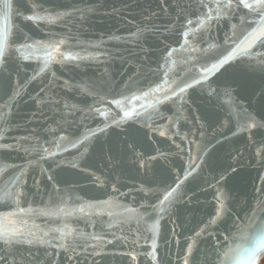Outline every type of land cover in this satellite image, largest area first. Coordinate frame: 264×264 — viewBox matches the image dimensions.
Instances as JSON below:
<instances>
[{
    "label": "water",
    "instance_id": "obj_1",
    "mask_svg": "<svg viewBox=\"0 0 264 264\" xmlns=\"http://www.w3.org/2000/svg\"><path fill=\"white\" fill-rule=\"evenodd\" d=\"M203 4L11 0L10 45L64 43L43 72L31 50L24 60L9 48L0 64V228L20 233L0 241V264H254L264 255V46L202 79L248 30L242 6L198 28L209 9L216 15L214 0ZM114 100L136 114L123 118Z\"/></svg>",
    "mask_w": 264,
    "mask_h": 264
},
{
    "label": "snow or ice",
    "instance_id": "obj_2",
    "mask_svg": "<svg viewBox=\"0 0 264 264\" xmlns=\"http://www.w3.org/2000/svg\"><path fill=\"white\" fill-rule=\"evenodd\" d=\"M201 3L203 7L207 8V4H203V0H201ZM214 3L216 5L215 17L212 15V9H209L208 13L205 16H202L198 18V28L203 27L207 22L212 21L213 19H219L222 15L223 16H229L235 15L236 12L240 9L242 6L243 9H247L248 13L245 16L240 17V23L242 25L247 24L248 30L245 32L243 39L236 43L234 47H232L231 51L227 53V55L222 56L220 59H218L216 62L212 63L208 67H203L201 69V78L207 79L208 75L212 72L218 71L220 68H222L225 64L233 60L236 56H250L252 53V50L254 47L258 44L261 46H264V0H214ZM5 11L4 16L2 20H0V64L5 63L7 59L11 58V54L8 53V49L12 48L13 52H19L24 60H28L30 56L28 54H25L26 50H31V54L35 56L36 58L43 57V67L40 68V71L43 72L45 68L48 67L49 63L55 59V53L60 52L59 44H63L64 41L61 40L59 44H50V43H42V42H34V43H25L22 45L14 46L9 44V36L11 34L12 25L9 19V12L11 11V0H7L5 3ZM230 10V11H229ZM258 17V19H249L248 17ZM25 20H44L48 19L50 22H54L57 17H44L39 15H29L24 17ZM189 24L192 23L191 20L188 21ZM252 24H255V27H251ZM237 25L233 24L232 28L235 29ZM184 36L188 35V32L186 31ZM225 43L228 44L229 40L226 37ZM211 47H216V45H212ZM60 55L65 56L64 53H60ZM171 55V53H169ZM65 58H68L65 56ZM72 59H77L78 57H71ZM262 64H264V61H261ZM163 83L167 84V80H165ZM194 84H199L200 80H194ZM160 85H156L154 89H150V91H159ZM192 87V84H185L184 87L178 88L179 93H184L187 88ZM177 91H173L172 95L175 96L177 94ZM142 95L147 96L149 95V92L142 93ZM140 97L133 96L132 99H139ZM171 99L170 96L165 95L163 97L162 101H157V103H163V101H167ZM113 103H115L118 107H120L123 110V118H131L133 117L135 113V107L125 109L121 100H114ZM151 106V105H149ZM143 107V106H142ZM99 111V110H97ZM101 115H106V113L101 112ZM248 128H254L256 127V122L253 119L252 122H250L248 125ZM163 134V133H161ZM87 139V137H85ZM18 179V177H17ZM15 183V181H13ZM176 191L175 188L170 189L167 191L163 198L159 201L160 204H164L165 201L169 200L174 192ZM4 195L11 196L12 193L5 192ZM21 212L24 211V209H20ZM46 214V213H42ZM220 215V212L218 210L217 216ZM215 223V219L212 221ZM10 224H14V221H9ZM20 235L19 230L16 228H0V241H2L4 244H10L12 242V239L16 236ZM28 243H31V241H27ZM41 243H44V241H40ZM261 245H264V239H262L259 242ZM153 248H155V244L153 243ZM189 250H191V245L189 246ZM231 251V250H229ZM250 251H257V249H252ZM225 256L228 255V252L224 254ZM153 259H155V256L153 254ZM187 264V261H186Z\"/></svg>",
    "mask_w": 264,
    "mask_h": 264
},
{
    "label": "rangeland",
    "instance_id": "obj_3",
    "mask_svg": "<svg viewBox=\"0 0 264 264\" xmlns=\"http://www.w3.org/2000/svg\"><path fill=\"white\" fill-rule=\"evenodd\" d=\"M254 264H264V255Z\"/></svg>",
    "mask_w": 264,
    "mask_h": 264
}]
</instances>
